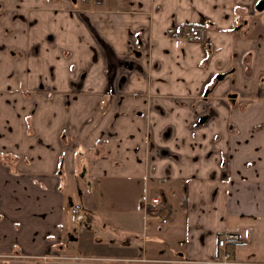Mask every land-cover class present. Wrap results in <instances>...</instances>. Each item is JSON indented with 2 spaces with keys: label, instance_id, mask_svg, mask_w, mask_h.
I'll use <instances>...</instances> for the list:
<instances>
[{
  "label": "crops",
  "instance_id": "0c3cea01",
  "mask_svg": "<svg viewBox=\"0 0 264 264\" xmlns=\"http://www.w3.org/2000/svg\"><path fill=\"white\" fill-rule=\"evenodd\" d=\"M263 90L264 0H0V264H264Z\"/></svg>",
  "mask_w": 264,
  "mask_h": 264
},
{
  "label": "built area",
  "instance_id": "2783aa9c",
  "mask_svg": "<svg viewBox=\"0 0 264 264\" xmlns=\"http://www.w3.org/2000/svg\"><path fill=\"white\" fill-rule=\"evenodd\" d=\"M207 25H176L166 29V34L170 39L174 40H187L192 42H200L204 39V34ZM264 93V90H263ZM161 205L159 197H153L149 202L144 204L145 209L157 208ZM85 217L81 214L76 216L77 221H81ZM248 245L246 239L236 233L222 234L217 240V255L210 259L200 261L197 264H242L234 260V255L238 249L244 248ZM45 260L47 257H42ZM44 263V261H43Z\"/></svg>",
  "mask_w": 264,
  "mask_h": 264
},
{
  "label": "rangeland",
  "instance_id": "374dc122",
  "mask_svg": "<svg viewBox=\"0 0 264 264\" xmlns=\"http://www.w3.org/2000/svg\"><path fill=\"white\" fill-rule=\"evenodd\" d=\"M119 234H120L119 235L120 236L119 238H121L123 240H120L119 242L115 240V242H117L118 244H120V245L123 246L124 243H125V241H126V239H128L130 235L127 232H124V231H120ZM247 252H248V250H247ZM247 255H248V253H247ZM247 255H245V256H247ZM245 256L244 255L242 257L240 256V257H238V259L237 258H234V260H236L238 262H242V264H254L255 262H256V264H258L257 261H259V259H255L253 257H251V258L249 257L248 258V257H245ZM41 260H42V262L44 261V263H42V264H50L51 262H49V261H54V260H56V258L50 257V259H46V260L44 258H41ZM246 261H250V262H253V263H248ZM244 262H246V263H244Z\"/></svg>",
  "mask_w": 264,
  "mask_h": 264
},
{
  "label": "trees",
  "instance_id": "16d2710c",
  "mask_svg": "<svg viewBox=\"0 0 264 264\" xmlns=\"http://www.w3.org/2000/svg\"><path fill=\"white\" fill-rule=\"evenodd\" d=\"M183 200H185V197H183Z\"/></svg>",
  "mask_w": 264,
  "mask_h": 264
}]
</instances>
